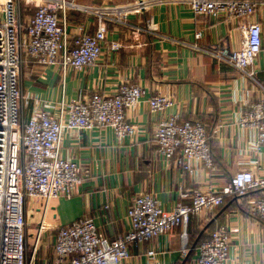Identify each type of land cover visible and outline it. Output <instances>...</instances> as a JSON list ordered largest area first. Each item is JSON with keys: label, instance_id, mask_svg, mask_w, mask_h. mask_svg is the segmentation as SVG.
Masks as SVG:
<instances>
[{"label": "crops", "instance_id": "1", "mask_svg": "<svg viewBox=\"0 0 264 264\" xmlns=\"http://www.w3.org/2000/svg\"><path fill=\"white\" fill-rule=\"evenodd\" d=\"M70 1L89 8L128 0ZM147 21L153 23L155 34L134 35L129 29L107 25L108 43L118 42L122 47L111 53L105 45L102 58L85 71H68L63 76L59 68L39 67L30 60L23 68L24 121L36 112L55 114L62 99L85 100L94 93L112 96L124 83L138 85L144 91L140 103L126 113L137 131L133 138L118 141L109 129L64 133L61 157L78 167L80 182L70 198L50 203L46 219L53 235L77 220H91L106 239L114 240L129 231L127 211L142 194L153 195L165 210H171L178 202L189 204L196 191L220 192L242 170L253 167L256 175L264 174V148L253 147L255 134L240 125L247 105L264 100V6H258L249 19L261 28V52L251 69L253 78L205 52L238 50L242 40L240 20L196 17L183 6L156 7L130 19L132 25L142 29ZM95 28L94 17L76 11L69 13L71 40L81 34L91 35ZM197 33L202 34L199 40L195 39ZM157 95L174 99V109L166 116L179 114L183 121L205 128L211 170L189 173L178 165L177 156L166 161L158 154L155 134L160 115L150 113L147 105ZM181 195L187 199L181 200ZM260 198V193H251L226 199L217 211L191 218L187 226L189 253L184 259L178 228L131 246L129 260L124 264H197L196 245L205 227H209L205 238L219 227L230 231L224 264H264V222L250 211ZM40 207L39 202L30 203L27 217L41 216ZM148 252H153V257Z\"/></svg>", "mask_w": 264, "mask_h": 264}, {"label": "built area", "instance_id": "2", "mask_svg": "<svg viewBox=\"0 0 264 264\" xmlns=\"http://www.w3.org/2000/svg\"><path fill=\"white\" fill-rule=\"evenodd\" d=\"M183 6L196 17L226 22L240 20L241 47L235 51H205L219 63L246 77L261 52V28L249 22L264 0H128L101 7H81L70 0H0V264H37L43 236L50 232L46 214L50 203L68 199L80 182L78 167L61 157L67 131L109 129L118 141L133 138L137 131L126 118L144 96L138 85L121 84L112 96L94 93L85 100L62 99L55 109L34 113L23 120L25 96L21 90L23 68L28 60L43 68L82 72L103 56L105 45L111 53L121 49L107 41V25L129 29L134 35L154 33L152 22L142 29L130 23L156 7ZM24 13L31 12L26 19ZM22 11V12H21ZM76 11L95 18L93 34L70 39L68 15ZM158 36V35H157ZM197 33L195 39H201ZM58 57L60 60H58ZM150 113L160 115L155 141L158 154L166 161L178 157V165L189 173L211 170L209 138L199 123L185 122L174 109V99L157 95L147 101ZM241 127L255 134L252 146L264 148V100L247 105L240 117ZM256 166L257 163L254 162ZM260 193L251 205L254 217L264 222V174L251 169L237 172L220 192L196 191L189 204L178 202L165 210L150 194L136 197L127 211L129 231L114 240L106 239L91 220H77L58 229L53 237L51 264H124L129 248L141 245L180 228L182 258L189 253L187 226L191 218L220 209L226 199ZM187 199L181 195V200ZM41 203L35 238L29 249L27 210ZM230 231L219 227L197 247V264H224L231 242ZM153 257V252H148ZM49 256V255H48ZM42 264H50L45 256Z\"/></svg>", "mask_w": 264, "mask_h": 264}, {"label": "rangeland", "instance_id": "3", "mask_svg": "<svg viewBox=\"0 0 264 264\" xmlns=\"http://www.w3.org/2000/svg\"><path fill=\"white\" fill-rule=\"evenodd\" d=\"M22 11H23V16L26 15V17H27V16L31 15V12L24 13V8H22ZM58 60H60L59 57H58ZM39 219H40V216H36L34 214L29 215L27 217V225H28L27 230H28V234H29V249L31 247V244H32L34 238H35L36 227H37L36 225H37V222ZM54 236L55 235H53L49 232L45 236H43V239L41 241V247H40V250H39V253L37 256V264H42V261L44 260L45 256L48 257V261L51 264L52 250H49V247L51 245H53V237Z\"/></svg>", "mask_w": 264, "mask_h": 264}, {"label": "trees", "instance_id": "4", "mask_svg": "<svg viewBox=\"0 0 264 264\" xmlns=\"http://www.w3.org/2000/svg\"><path fill=\"white\" fill-rule=\"evenodd\" d=\"M217 211V210H216ZM215 212V211H214ZM213 213V212H212ZM189 224V223H188ZM209 227H205L203 230H202V233H201V235H200V238H199V240H198V242H197V247L199 246V244L201 243V242H203V241H205V240H207L208 238H209V236L208 237H206L205 238V235H207V229H208ZM207 232V233H206Z\"/></svg>", "mask_w": 264, "mask_h": 264}]
</instances>
